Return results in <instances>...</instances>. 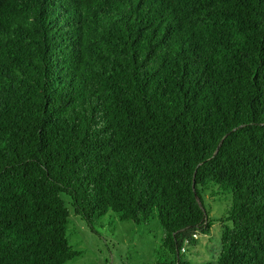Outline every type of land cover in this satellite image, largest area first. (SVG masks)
Returning a JSON list of instances; mask_svg holds the SVG:
<instances>
[{
  "label": "trees",
  "instance_id": "1",
  "mask_svg": "<svg viewBox=\"0 0 264 264\" xmlns=\"http://www.w3.org/2000/svg\"><path fill=\"white\" fill-rule=\"evenodd\" d=\"M108 213L158 222L155 264H264V0H0V264H64Z\"/></svg>",
  "mask_w": 264,
  "mask_h": 264
},
{
  "label": "rangeland",
  "instance_id": "2",
  "mask_svg": "<svg viewBox=\"0 0 264 264\" xmlns=\"http://www.w3.org/2000/svg\"><path fill=\"white\" fill-rule=\"evenodd\" d=\"M215 186L201 191L202 201L212 220L208 233H197L195 245L186 244L184 258L193 262L215 260L221 248L222 223L231 202V192L210 195ZM68 239L82 254L64 264H155L161 249V229L156 220L135 224L111 213L94 230L71 215Z\"/></svg>",
  "mask_w": 264,
  "mask_h": 264
},
{
  "label": "built area",
  "instance_id": "3",
  "mask_svg": "<svg viewBox=\"0 0 264 264\" xmlns=\"http://www.w3.org/2000/svg\"><path fill=\"white\" fill-rule=\"evenodd\" d=\"M194 237L197 238V234H194ZM185 251H186L185 246H183V247L181 248V252H185Z\"/></svg>",
  "mask_w": 264,
  "mask_h": 264
}]
</instances>
